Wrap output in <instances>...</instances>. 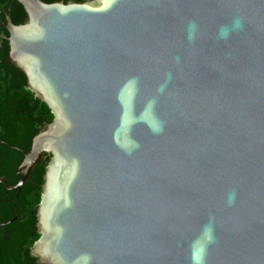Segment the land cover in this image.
<instances>
[{
  "label": "water",
  "instance_id": "95a60500",
  "mask_svg": "<svg viewBox=\"0 0 264 264\" xmlns=\"http://www.w3.org/2000/svg\"><path fill=\"white\" fill-rule=\"evenodd\" d=\"M17 1L36 264H264V0Z\"/></svg>",
  "mask_w": 264,
  "mask_h": 264
},
{
  "label": "trees",
  "instance_id": "16d2710c",
  "mask_svg": "<svg viewBox=\"0 0 264 264\" xmlns=\"http://www.w3.org/2000/svg\"><path fill=\"white\" fill-rule=\"evenodd\" d=\"M42 1L80 3L86 0ZM7 15L14 24H21L27 14L19 1L0 0V178L12 186L21 177L17 168L24 152L29 151L33 136L54 116L49 106L28 87L25 74L6 59ZM49 156L44 155L22 184L16 201V219L11 222L8 221L15 215L12 201L17 190L7 191L0 182V264H36L30 251L39 237L36 210Z\"/></svg>",
  "mask_w": 264,
  "mask_h": 264
},
{
  "label": "flooded vegetation",
  "instance_id": "af4514ba",
  "mask_svg": "<svg viewBox=\"0 0 264 264\" xmlns=\"http://www.w3.org/2000/svg\"><path fill=\"white\" fill-rule=\"evenodd\" d=\"M9 36V35H8ZM7 41H8V37H7ZM8 47H9V41H8ZM8 52H9V50H8ZM26 80H27V77H26ZM27 85H28V87H29V84H28V81H27ZM45 154H48V153H45ZM50 155V154H49ZM49 158H50V156H49ZM49 158H48V160H49ZM47 164V163H46ZM45 167H46V165H45ZM18 169V168H17ZM34 257V256H33ZM35 258V260H38V258H36V257H34Z\"/></svg>",
  "mask_w": 264,
  "mask_h": 264
}]
</instances>
